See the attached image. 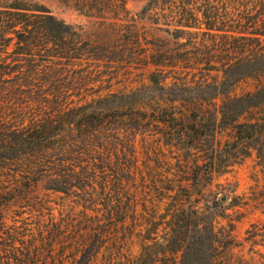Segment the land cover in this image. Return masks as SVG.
<instances>
[{
    "label": "trees",
    "instance_id": "obj_1",
    "mask_svg": "<svg viewBox=\"0 0 264 264\" xmlns=\"http://www.w3.org/2000/svg\"><path fill=\"white\" fill-rule=\"evenodd\" d=\"M56 1L84 16L90 32L58 20L38 0H0L1 100L60 97L66 88L81 84V68L75 66L83 61L115 72L144 68L158 92L167 86L165 68L174 71L185 62L183 68L194 69L190 60L197 52L179 53L158 36L147 39L129 16L126 0ZM143 14L155 18V24L164 22L167 28L155 30L166 35L191 37L215 30L232 39L264 37V0H147ZM179 38L174 37L175 44L185 45L178 44ZM161 98L174 117L180 110L177 99L164 93ZM14 105L0 108L19 111ZM82 108L52 109L28 127L3 126L0 131V264H264V255L253 251L264 240L263 227L251 225L237 243L232 224L218 228L210 216L194 241L191 220L200 209L180 205L161 213L155 204L138 212L134 196L124 190L125 169L113 164L107 148L94 140L104 120ZM263 132L264 120L259 125ZM256 155L264 171V149ZM44 180L46 193L39 198L33 193ZM49 193H60L61 200L70 199L82 209L55 214ZM251 194L254 209L264 215V187ZM244 243L250 246L249 259L233 255Z\"/></svg>",
    "mask_w": 264,
    "mask_h": 264
},
{
    "label": "rangeland",
    "instance_id": "obj_2",
    "mask_svg": "<svg viewBox=\"0 0 264 264\" xmlns=\"http://www.w3.org/2000/svg\"><path fill=\"white\" fill-rule=\"evenodd\" d=\"M38 1L58 20L82 26L86 34L90 32L84 16L56 0ZM146 2L126 0L129 16L143 27L147 39L158 36L169 40L179 53L197 52L190 60L194 69L183 68L185 62H180L174 71L165 68L161 72L167 77V86L158 92L144 68L115 72L102 63L83 61L80 67L75 66L81 68V84L66 88L60 97L48 95L10 103L0 99L1 106L15 104L19 109L0 108V131L3 126L28 127L35 117H45L52 109L83 107L86 113L104 120L94 140L107 148L113 164L125 169L124 190L134 196L138 212L144 207L150 211L155 204L161 213L180 205L200 209L201 214L191 220L195 221L190 233L194 241L199 237L198 228L205 226L210 216L218 228H228L231 223V234L237 243L243 242L253 224L263 227V234L264 215L254 209L249 197L264 187V171L256 155L257 149H264V132L259 133L264 120V37L260 41L232 39L215 30L191 37L166 35L155 30L167 28L164 22L155 24V18L143 14ZM175 36H180L178 44L185 45L175 44ZM240 46L245 47L239 49ZM172 76L179 79L173 80ZM162 93L177 99L175 105L180 110L174 117L166 101L161 100ZM154 106L164 107V111L155 113ZM45 184L46 180L39 183L33 194L42 198ZM62 196L49 193V205L55 214L59 210L82 209L76 205L74 208L70 199L61 200ZM263 241L253 251L264 255ZM249 247L244 243L233 250V255L249 259ZM252 256L259 259L258 254ZM190 257L196 259V252L190 251Z\"/></svg>",
    "mask_w": 264,
    "mask_h": 264
}]
</instances>
